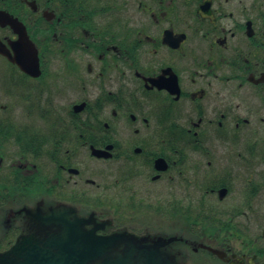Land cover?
Listing matches in <instances>:
<instances>
[{
    "label": "flooded vegetation",
    "instance_id": "1",
    "mask_svg": "<svg viewBox=\"0 0 264 264\" xmlns=\"http://www.w3.org/2000/svg\"><path fill=\"white\" fill-rule=\"evenodd\" d=\"M0 18V264H264V0Z\"/></svg>",
    "mask_w": 264,
    "mask_h": 264
},
{
    "label": "water",
    "instance_id": "2",
    "mask_svg": "<svg viewBox=\"0 0 264 264\" xmlns=\"http://www.w3.org/2000/svg\"><path fill=\"white\" fill-rule=\"evenodd\" d=\"M1 19V18H0ZM22 44L23 51H30L32 48L28 43H24L22 39H19ZM109 238L103 240L107 242ZM89 250L82 249V251H73L70 249H60L58 252L50 250H32L25 256L24 261L18 264H83L86 260L84 254ZM149 261L144 264H163L154 257L155 251L146 252Z\"/></svg>",
    "mask_w": 264,
    "mask_h": 264
}]
</instances>
